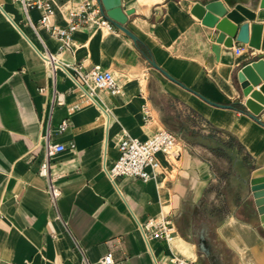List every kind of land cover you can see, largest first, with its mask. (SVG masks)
<instances>
[{"label": "crops", "instance_id": "0c3cea01", "mask_svg": "<svg viewBox=\"0 0 264 264\" xmlns=\"http://www.w3.org/2000/svg\"><path fill=\"white\" fill-rule=\"evenodd\" d=\"M46 1L50 23L65 26L72 0ZM208 1L120 0L131 10L125 26L136 42L115 26L84 25L65 50L32 9L58 62L99 64L115 75L118 93L95 88L87 100L38 56L39 39L18 3L0 0V264H84L75 243L94 264L106 253L113 264H171L172 255L196 264H264V230L248 183L249 172L264 166V127L234 104L237 71L264 59V5L221 0L219 19L261 24L258 48L234 39L228 47L190 12ZM234 46L243 49L237 54ZM261 85L262 77L252 89ZM159 129L181 137L177 159L157 153L159 166L146 181L106 177L102 167L118 156L120 137L144 139ZM69 140L72 148L45 155V141ZM49 179L60 189L55 204ZM161 216L174 224V237L146 241L138 222Z\"/></svg>", "mask_w": 264, "mask_h": 264}, {"label": "built area", "instance_id": "2783aa9c", "mask_svg": "<svg viewBox=\"0 0 264 264\" xmlns=\"http://www.w3.org/2000/svg\"><path fill=\"white\" fill-rule=\"evenodd\" d=\"M18 3L25 21L31 26L37 35L41 48L36 49L38 56L50 64V72L53 74L57 69H61L63 73L72 81L75 87L80 91L81 95L87 100L93 99L95 88L105 89L110 93H118L120 87L117 79L112 71L101 67L99 64L90 67H84L80 64L63 65L56 59L55 55L49 51L44 41L38 33L37 24L30 18L32 9L41 10L38 19V25L45 28L51 36L59 41V50L71 49L70 44L73 41V33L80 26L91 25L95 29L109 30L114 27L108 18L100 11L96 0H72V5L68 11L70 21L65 26H57L50 23V17L54 13L51 4L46 0H13ZM243 46H234V52L240 53ZM54 96V94H53ZM56 103H61L56 98ZM67 123L64 120L58 126V131H62ZM73 141L66 143H51L45 141V155L49 156L55 152L62 151L66 148H72ZM118 156L109 165H103L102 171L106 177L114 181L115 178L121 176L138 177L143 181L153 177L149 169H155L159 166L156 154L163 153L173 159H177L182 150L181 137L167 129H159L144 139L137 137L123 136L117 140ZM48 162L45 160L41 163L39 173L47 174ZM50 200L53 204L60 194L59 187L49 179L46 187ZM138 228L144 239L150 238L163 239L170 241L174 237L175 227L172 221L167 217H148L138 222ZM77 250L81 254V260L84 264H94L89 262L78 243H75ZM171 264H196L195 260L186 258L181 255H172L169 258ZM96 264H113L111 253L101 256Z\"/></svg>", "mask_w": 264, "mask_h": 264}, {"label": "water", "instance_id": "95a60500", "mask_svg": "<svg viewBox=\"0 0 264 264\" xmlns=\"http://www.w3.org/2000/svg\"><path fill=\"white\" fill-rule=\"evenodd\" d=\"M100 11L104 14L110 22L134 42L137 37L129 29L126 28L125 23L131 10H123L120 0H96ZM227 6H232L237 2L249 3L252 0H223ZM221 0H210L204 3H195L190 12L196 16L203 25L205 33L210 36L215 31V39L217 42H223L225 46H232L233 39L237 42L248 43L250 47H259V37L261 32V24L251 23L250 28L248 23H242L239 26L232 25L226 19H219L223 16L226 8ZM224 23L228 28L224 27ZM151 64L158 68L165 76L175 81L165 71L160 69L154 61L150 59ZM264 78V59L252 61L249 64L243 65L236 73V81L239 88V97L234 101L242 112L248 117L259 123L264 127V85L259 87V90H253V86L259 84L260 78ZM180 84L179 82L175 81ZM181 85V84H180ZM207 102L218 107H232L233 104H220L209 101L205 97L199 95ZM246 99L243 100V98ZM249 189L251 191L258 221L261 228L264 230V166L253 168L248 175Z\"/></svg>", "mask_w": 264, "mask_h": 264}, {"label": "bare ground", "instance_id": "6f19581e", "mask_svg": "<svg viewBox=\"0 0 264 264\" xmlns=\"http://www.w3.org/2000/svg\"><path fill=\"white\" fill-rule=\"evenodd\" d=\"M261 4L264 5V0H261ZM224 27L228 28V26L226 25V23H224Z\"/></svg>", "mask_w": 264, "mask_h": 264}]
</instances>
